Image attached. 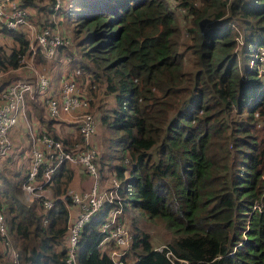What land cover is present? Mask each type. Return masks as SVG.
<instances>
[{"label":"trees","instance_id":"obj_1","mask_svg":"<svg viewBox=\"0 0 264 264\" xmlns=\"http://www.w3.org/2000/svg\"><path fill=\"white\" fill-rule=\"evenodd\" d=\"M37 1L20 0L29 18L39 28L59 26L56 1ZM57 13L69 21L62 32L71 43L53 60L66 54L63 61L82 70L72 75V66L63 78L85 88L92 77L113 96L114 105L97 111L112 134L111 151L97 162L100 175L109 167L120 180L121 218L131 216L124 263L264 264V0H63ZM0 32L20 44L12 53L0 46V69L18 67L29 45L25 29ZM25 159L13 178L0 174L11 245L0 264H67L75 170L69 162L57 167L47 209L23 197L31 153ZM117 205L83 226L78 264H115L100 244ZM141 213L174 233L161 249Z\"/></svg>","mask_w":264,"mask_h":264},{"label":"built area","instance_id":"obj_2","mask_svg":"<svg viewBox=\"0 0 264 264\" xmlns=\"http://www.w3.org/2000/svg\"><path fill=\"white\" fill-rule=\"evenodd\" d=\"M55 1V19H57L59 16L57 12L63 0ZM0 26L9 30L25 29L29 45L26 52L17 54L19 64H31L38 55L51 61L60 47L68 46L71 43L70 37L65 36L58 25L53 28H39L29 18L28 10L21 5L20 0H0ZM260 58L264 60V51L261 52ZM9 68L10 70L15 69ZM1 71L0 69V76L3 75ZM81 72L82 70L74 65L71 73L79 75ZM35 73V82L24 78L13 79L6 83L0 91V165L9 157L13 148L10 132L19 120L21 109L25 111L27 98L29 96L36 98L41 95L48 116L51 118H65L66 116L78 127L83 142L72 148L48 131L34 132L31 161L22 181V190L29 200L39 199L49 209L55 203L50 181L57 167L64 162H69L82 168L93 178V184L87 190L72 193L67 264H78L77 245L83 226L100 208L106 204L114 203L119 205L111 210L102 225V231L109 233L105 235L100 245L103 250L108 251L115 264H125L123 255L128 252L131 246L132 234L121 218L123 206L118 193L121 183L116 176L112 175L110 189L101 188V175L97 162L98 151L93 144L98 123L96 116L90 111L89 98L84 94V88L72 75L62 78L61 90L58 95H43V91L50 84L49 76L42 71H35ZM74 209L76 211H73ZM110 240L113 241V244L109 243ZM0 242L11 246L1 198ZM11 255L17 261V254L14 250Z\"/></svg>","mask_w":264,"mask_h":264},{"label":"rangeland","instance_id":"obj_3","mask_svg":"<svg viewBox=\"0 0 264 264\" xmlns=\"http://www.w3.org/2000/svg\"><path fill=\"white\" fill-rule=\"evenodd\" d=\"M67 4H70V0H65ZM39 4H51V0H39L37 1ZM169 7H171V9H174L173 6L169 3L168 4ZM38 10V9H37ZM39 11V10H38ZM40 12V11H39ZM38 17L39 20L41 19H46V13L44 12H40L38 13ZM60 17V18H59ZM37 18V16H36ZM59 18V19H58ZM57 22L59 24V26L61 27V29L65 30V31H69V21L68 19H66L63 16H58L57 17ZM37 23H38V18H37ZM38 26V25H37ZM19 41L14 39L12 36L2 33L0 32V46L3 47V49L6 52L12 53L14 52L18 47H19ZM69 50V49H67ZM66 54L64 55H60L58 56V58H56L55 60H51L48 61L47 59L41 57L40 59H38L37 62L33 61L31 62V64L29 63H24V64H19V67H14L15 69L10 70L9 66L8 67H4L3 69H1V73H3V75L0 76V86L2 85L3 82H5L6 80H13V79H17V78H24V79H28L32 82H35L36 80V72H44L48 75H51L53 78H55L57 81V84L59 85V81L60 79L62 80V76H64V74L67 72V70H69L72 66L76 65L75 62L72 61V63H65L63 61V58ZM8 70H10L9 72H7ZM7 72V73H6ZM88 74V73H87ZM89 75V74H88ZM80 81L85 82L86 81V76H82L79 78ZM84 94L86 95L87 98H89L90 101V111L97 116L98 120V128H97V133L95 134L94 138H93V144L97 147V151L99 154V157L101 158L102 154H108L111 151V148L108 147L109 145V141L111 140L110 137H112L111 132L106 129L100 122V118H99V113L97 112L98 110H100L101 112L106 110L113 101V96L112 95H105L103 94V89L101 88H97L94 86L93 84V80L92 77H89V83H84ZM30 98V96L28 97ZM27 98V99H28ZM98 105H100V109L98 108ZM43 105H39L37 107V113L38 116H42L43 114H45V109ZM25 111H23L21 109L20 114H24ZM21 115L19 117V121L21 118ZM49 117V116H48ZM45 118V116H44ZM46 119V118H45ZM49 122L48 120H46V123ZM60 125L59 127H54V130L50 131L48 130L52 135L59 137L60 139L62 138H67L70 142V145L72 148H74L76 145L78 144H82L83 139H82V135L78 129V127L75 124H66L63 122H59ZM19 124L21 125H25V122H19ZM66 124V125H64ZM29 125V124H28ZM39 132V130L37 131ZM23 133H21L22 135ZM19 144V146L22 147L21 151H24L23 156H21V158H19V161L23 158H26L29 151L26 150V146L23 145L22 141L18 140L17 142ZM110 150V151H109ZM101 160H99L100 162ZM28 162V159H25V163ZM11 163V164H10ZM10 165V166H9ZM22 166V162H19V164L16 162L12 163L11 161L8 163L7 167L5 168V170L1 171L0 174H4L6 176V178L11 179L13 178V175H15L18 171L21 170ZM99 166L100 163H99ZM113 175L112 170L107 167L104 170V173L101 175V188L103 189H110L111 187V177ZM87 178L89 181H92L91 185L93 184V178L87 174ZM79 191V190H78ZM23 197L24 199L30 203L31 201L26 197V195L23 192ZM140 216V224L143 225L144 229L148 232H150L152 234V243L156 246V247H162L168 240H170L173 236L174 233L170 230H168L166 228V226L164 225L163 222H157V220H152L149 218H146L144 216L143 213L139 214ZM126 218H122V220L126 223V225L129 227L130 229V224L129 221H127L128 219L131 218V216L129 214H126L125 216ZM5 244H1L0 243V252H4L5 251Z\"/></svg>","mask_w":264,"mask_h":264},{"label":"crops","instance_id":"obj_4","mask_svg":"<svg viewBox=\"0 0 264 264\" xmlns=\"http://www.w3.org/2000/svg\"><path fill=\"white\" fill-rule=\"evenodd\" d=\"M60 54H63V52L61 51ZM41 57H43L42 55H38L35 60V62L38 61V59H40ZM44 58V57H43ZM42 59V58H41ZM49 79H50V84L47 86L46 90L43 91V95H57L60 93L61 90V85H62V80L60 79L59 81V85L57 84V80L55 78H53L51 75H48ZM63 78V76L61 77ZM43 105L44 109H45V114H43L42 116H38L37 113V107L39 105ZM114 105V104H112ZM111 105V106H112ZM42 107V106H41ZM42 107V108H43ZM45 116V118H44ZM46 120H48L49 122L46 123ZM63 122L66 123L68 125L73 124L66 116L65 118H50L48 117L47 113H46V107L43 104V97L37 96L36 98H28L27 102H26V109L24 114L21 115L20 121L18 120L17 124L12 128L11 132H10V137L12 139V143H13V148L10 152L9 155V160L8 163L11 161L12 163L16 162L19 164V162H22V168L24 169V162H25V158L23 160V158L19 161V158H21V156H23L24 151L22 152L21 149L22 147L19 146V144L17 143L18 140L22 141L23 145L26 146V150L29 151L27 157L29 156V154L31 153V147L33 145V134L35 133H41L43 131H48V130H54V127H59L60 123L59 122ZM19 122H25V125H21L19 124ZM29 124V125H28ZM64 124V125H66ZM39 130V132H37ZM49 132V131H48ZM21 133H23L21 135ZM29 163V161H28ZM11 164V163H10ZM10 166V165H9ZM74 170V176L72 178V181L70 182L69 185V189L70 191L73 193L75 191H83V190H87L88 188H90L92 181H89L87 178V173L82 169L77 167L76 165H71ZM21 168V169H22ZM73 211H76L75 209Z\"/></svg>","mask_w":264,"mask_h":264}]
</instances>
